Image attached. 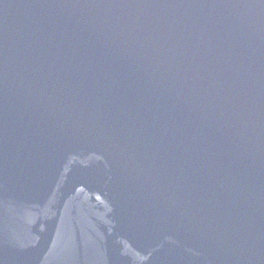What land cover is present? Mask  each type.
Listing matches in <instances>:
<instances>
[{
	"label": "water",
	"instance_id": "water-1",
	"mask_svg": "<svg viewBox=\"0 0 264 264\" xmlns=\"http://www.w3.org/2000/svg\"><path fill=\"white\" fill-rule=\"evenodd\" d=\"M0 264H264V0H0Z\"/></svg>",
	"mask_w": 264,
	"mask_h": 264
}]
</instances>
